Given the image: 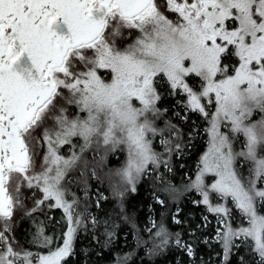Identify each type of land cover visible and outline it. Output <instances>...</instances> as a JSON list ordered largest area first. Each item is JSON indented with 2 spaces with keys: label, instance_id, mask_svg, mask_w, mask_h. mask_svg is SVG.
<instances>
[{
  "label": "snow or ice",
  "instance_id": "snow-or-ice-1",
  "mask_svg": "<svg viewBox=\"0 0 264 264\" xmlns=\"http://www.w3.org/2000/svg\"><path fill=\"white\" fill-rule=\"evenodd\" d=\"M192 76L199 78L196 86L186 82ZM165 83L169 95L186 96L177 103L208 123V148L188 187L224 225L217 233L224 264L233 247H240L233 243L237 239L251 247L252 264H264V188L257 187L264 182V0H0V264H64L75 254L78 230L90 213L64 182L93 145L97 152L101 146L126 152L125 164L114 173L119 181L111 185L118 202L126 191L136 192L150 165L167 167L150 138L160 134L155 121L167 111L159 106L158 89ZM256 113L259 120L253 119ZM171 128L179 139L180 130ZM240 137L237 152L233 142ZM161 143L171 152L170 140ZM65 145L68 156L61 154ZM237 158L250 162L247 178L237 170ZM206 175L214 177L210 185ZM25 188L42 194L30 209ZM82 191L87 198L86 185ZM211 193L229 202L247 226L234 228L232 208L213 205ZM101 199L107 198L98 196L97 207ZM45 202L62 210L66 231L50 236L44 221H33L31 243L47 254L17 250L11 235L16 212L24 209L31 218ZM151 224L145 229H156L149 255L162 252L171 235L163 220ZM105 235L111 242L114 233ZM175 245L194 255L180 233ZM131 258L126 254L117 264Z\"/></svg>",
  "mask_w": 264,
  "mask_h": 264
},
{
  "label": "trees",
  "instance_id": "trees-1",
  "mask_svg": "<svg viewBox=\"0 0 264 264\" xmlns=\"http://www.w3.org/2000/svg\"><path fill=\"white\" fill-rule=\"evenodd\" d=\"M158 90L162 95L159 106L162 110L167 109L157 119L160 134L163 140L171 141L168 147L172 150L167 151L164 144L157 146L155 143L157 136L153 138L155 142L152 143H154L153 150L160 154L161 160L168 161L167 167L163 162L158 169L150 165L149 172L136 184V192L126 191L123 200L118 202L113 196L111 185L113 181H119L114 173L126 162L124 152L121 153L118 148L112 151L114 154H108V149H105V151L101 150L100 154L95 152V156L90 157V151H86L77 168L69 172L64 183L70 192L75 193L81 202L87 204L91 216H95L99 223L94 226L92 219L88 217L84 219L74 241L75 254L68 257L64 264H117V261L126 254H132L128 264H224L222 242L217 239V233L223 230L224 225L218 224L217 216L208 212L198 191L193 188L189 190L188 187L208 144V135L205 131L207 121L198 112L186 111L181 103H177V101L186 102L185 95H169L171 89L166 84ZM68 107L69 113L73 114L74 106ZM171 125H176L180 130L179 139L172 135L175 129H172ZM239 140H242V137ZM177 144L180 145L179 149L176 148ZM65 146L69 147V145ZM61 154L67 156L68 152L62 148ZM85 160L88 162L86 168ZM79 170L84 172L83 176ZM93 171L95 176L92 175ZM71 175L73 178L69 179ZM85 185L88 196L81 198V190ZM23 191L28 197L25 199L27 209H30L35 200L42 196L34 189L25 188ZM32 191H36L35 197H31ZM101 195L107 199L99 200L100 207H97V197ZM212 195L210 194L211 199L215 197ZM157 198L163 200L164 204L157 203ZM47 203L45 202L42 211L34 213L31 218L24 216V209L16 212L11 235L15 236L18 243L14 246L39 252V249L31 248L25 243V238L35 232L33 221L36 223L44 221L45 231L65 229L62 210L49 209ZM120 203L123 205V212L120 210ZM228 206L232 208V205L228 204ZM232 212L233 217L237 216V210L232 208ZM124 217H127V220ZM174 217L181 223L177 224ZM204 217H207V220ZM161 220L171 234L169 243L162 252L149 255L147 250L153 248L152 237L156 229L153 228L151 233L145 229L152 227V221L159 224ZM105 221L107 224L104 223ZM229 223L234 228L244 225L241 220H230ZM109 231L113 232L114 236L111 242H106L105 233ZM175 233H180L181 241L193 248V256H189L184 249L176 247ZM137 240L142 242L139 247ZM144 241L147 243H143ZM233 243L240 247L238 249L233 247L229 264H239L241 258L246 264H252L256 257L251 247L245 246L239 239Z\"/></svg>",
  "mask_w": 264,
  "mask_h": 264
},
{
  "label": "rangeland",
  "instance_id": "rangeland-1",
  "mask_svg": "<svg viewBox=\"0 0 264 264\" xmlns=\"http://www.w3.org/2000/svg\"><path fill=\"white\" fill-rule=\"evenodd\" d=\"M158 2L163 3V0H158ZM161 10L164 11L165 14H166L170 19H176V14L167 12L166 8H162ZM233 63H236V61H235L234 58H233ZM198 80H199V78L194 77V76L189 77V78H186V82H188V83H190L191 85H194V86L197 85ZM165 84H166V83H165ZM166 85H167V84H166ZM168 87H169V86H168ZM197 90H199L198 86H197ZM183 95H184V94H183ZM184 100L186 101V96H185V99H184ZM205 103L207 104L206 101H205ZM209 107L211 108V106H209ZM211 110L214 111V108H211ZM75 111H76V110L74 109V110H73V114L75 113ZM260 118H261L260 114H258V115L254 114L253 119H255V120H259ZM206 121H207V120H206ZM155 124H156V127L159 129L158 120L155 121ZM207 127H208V123H207ZM222 131L227 132V129H222ZM150 138L152 139V142H155V141L153 140L154 137H151V135H150ZM162 139H163V136H162L161 134L157 135V137H156V142H155V143L157 144V146H161V145H162V143H161V140H162ZM208 139H209V138H208ZM74 142H76V143H82V141H74ZM242 142H243V137H242V140L234 141V142H233V143H234V150H235V151L238 152V151H240V150L242 149V147H243ZM152 144H154V143H152ZM63 148H64V151H65V152H68V155L71 154V153L69 152V148H70V146H69V147L64 146ZM207 148H208V144H207V147H206V150L204 151V153L207 151ZM94 150H96V151H94ZM101 150L105 151V148H104L103 146H101V147L99 148V151L97 152L96 146L93 145V147L89 149V151H90L89 156H90V157H94V156H95V152H97L98 154H100V151H101ZM119 150H120L121 153L124 152V151L121 150V149H119ZM76 151L79 152V147H77ZM204 153H203V154H204ZM108 154H114V153H113L112 151L108 150ZM123 154H125V156H126V152H124ZM203 154H202V155H203ZM68 155H67V156H68ZM200 159H201V157H200ZM198 165H199V164H198ZM236 167H237V170L239 171V173L242 175V177L247 178V177L249 176V167H251L250 162L245 161L243 158H237ZM197 168H198V166H197ZM197 168H196V170H195L196 174H197ZM81 170H82V169H81ZM79 172H81V171L79 170ZM196 174H195V176H196ZM195 176H194V178H193L192 181L195 180ZM69 177H70V178H69ZM69 177H68L69 179H71V177L73 178L72 175L69 176ZM204 179H205V183H206V184H209V185H210V183L214 182V177H210V176H208V175H206V176L204 177ZM192 181H191V183H192ZM191 183H190V185H191ZM257 187H258V188H264V182H260V181H258V182H257ZM193 189H195V188H193ZM81 191H82V190H81ZM198 194H199V192H198ZM212 194L215 195V197H212V199H211V197H210V202H211L213 205L217 204L218 202H219V203H227L226 201L219 200V199L216 197V194H215V193H211V195H212ZM213 195H212V196H213ZM80 197H81V198L85 197L83 191H82ZM201 197H202V196H201ZM71 198H72L71 196L68 197L69 200H71ZM202 199H203V198H202ZM228 204H230V203L228 202ZM83 205H85V204H84L83 201H82V202H81V208L83 207ZM230 205H231V204H230ZM204 206H205L206 209H207V206H206V205H204ZM88 212L90 213L89 210H88ZM87 217L90 218V219H92L91 213H90V215H87ZM232 220H235V221H239V220H241V221L243 222V218L240 216V214H239L238 211H237V216L233 217ZM64 223H65V222H64ZM243 223H244L243 226H247L246 222H243ZM65 225H66V223H65ZM220 225L223 226L222 223H221ZM63 230L66 231V227H65V229H63ZM60 232H61V230H52V231H46V234H47V235H50V236H52V235L59 236V235H60ZM32 236H33V235H30L29 237H26V238H25V240H26L25 243H26L29 247H31V248H36V247L33 246L32 243H31V241H32ZM25 243H23V245H24ZM57 244H61V245H62V241H61V240H57ZM14 247H15L17 250H19L18 247H16V246H14ZM37 249H38V248H37ZM47 252H48V249L39 248V254L44 255V254H47Z\"/></svg>",
  "mask_w": 264,
  "mask_h": 264
},
{
  "label": "bare ground",
  "instance_id": "bare-ground-1",
  "mask_svg": "<svg viewBox=\"0 0 264 264\" xmlns=\"http://www.w3.org/2000/svg\"><path fill=\"white\" fill-rule=\"evenodd\" d=\"M217 222V221H216Z\"/></svg>",
  "mask_w": 264,
  "mask_h": 264
}]
</instances>
